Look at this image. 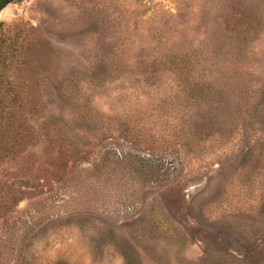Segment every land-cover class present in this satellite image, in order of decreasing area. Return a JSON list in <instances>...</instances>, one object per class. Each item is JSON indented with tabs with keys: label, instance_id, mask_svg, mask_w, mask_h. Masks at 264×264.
I'll return each mask as SVG.
<instances>
[{
	"label": "rangeland",
	"instance_id": "obj_1",
	"mask_svg": "<svg viewBox=\"0 0 264 264\" xmlns=\"http://www.w3.org/2000/svg\"><path fill=\"white\" fill-rule=\"evenodd\" d=\"M3 7L0 264H264V0Z\"/></svg>",
	"mask_w": 264,
	"mask_h": 264
},
{
	"label": "trees",
	"instance_id": "obj_2",
	"mask_svg": "<svg viewBox=\"0 0 264 264\" xmlns=\"http://www.w3.org/2000/svg\"><path fill=\"white\" fill-rule=\"evenodd\" d=\"M9 1L10 0H0V10L2 9V7L5 5V4H7V3H9ZM0 37H1V35H0ZM2 81H0V83H1ZM1 126V125H0Z\"/></svg>",
	"mask_w": 264,
	"mask_h": 264
},
{
	"label": "water",
	"instance_id": "obj_3",
	"mask_svg": "<svg viewBox=\"0 0 264 264\" xmlns=\"http://www.w3.org/2000/svg\"><path fill=\"white\" fill-rule=\"evenodd\" d=\"M12 1H13V0H10L9 3H11ZM9 3H7V4H9ZM7 4H6V5H7ZM6 5H5V6H6ZM5 6H4V7H5ZM4 7H3V8H4Z\"/></svg>",
	"mask_w": 264,
	"mask_h": 264
}]
</instances>
